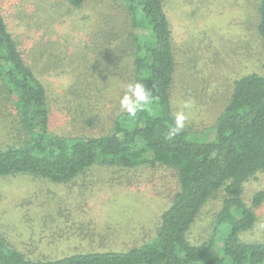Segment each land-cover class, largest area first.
Instances as JSON below:
<instances>
[{
    "label": "rangeland",
    "instance_id": "obj_1",
    "mask_svg": "<svg viewBox=\"0 0 264 264\" xmlns=\"http://www.w3.org/2000/svg\"><path fill=\"white\" fill-rule=\"evenodd\" d=\"M256 3L164 0L177 54L174 108L185 112V126L202 141L215 140L211 125L234 82L264 74ZM84 9L70 10L65 0H0V12L24 59L48 89L52 130L92 138L107 132L112 112H124L119 101L132 55L109 59L105 36L96 34L105 7ZM83 15L92 18L85 21ZM185 103L190 107L184 108ZM92 117L96 125L90 127ZM16 121L9 105L0 108V144L19 137ZM262 190L264 171L244 185L242 198L253 207V197ZM179 191L176 171L161 166L127 171L96 166L65 184L30 175L0 178V236L33 259L128 251L155 237L162 213ZM225 197L222 189L203 208L189 234L193 244L211 237ZM255 212L257 224L243 239L264 243V203Z\"/></svg>",
    "mask_w": 264,
    "mask_h": 264
},
{
    "label": "trees",
    "instance_id": "obj_2",
    "mask_svg": "<svg viewBox=\"0 0 264 264\" xmlns=\"http://www.w3.org/2000/svg\"><path fill=\"white\" fill-rule=\"evenodd\" d=\"M65 2L70 10L105 7L99 17L104 24L96 34L105 36L109 59L132 55L126 83H143L155 100L135 118L125 111L112 112L104 135L56 133L48 89L24 59L0 12V108L10 106L19 133L14 141L7 138L0 144V178L30 175L65 184L96 166L124 171L161 166L176 171L180 191L162 213L155 237L139 247L43 260L24 255L0 236V264H264V243L243 239L257 224L255 209L264 203V190L253 197V207L242 198L244 185L264 171V74H248L234 82L211 125L216 132L213 142L195 138L187 126L166 140L176 112L177 54L164 0ZM256 11V32L264 46V0H257ZM91 18L82 16L85 21ZM96 119H87V125L95 126ZM222 189L226 197L211 237L193 244L191 230ZM218 245L220 253H215Z\"/></svg>",
    "mask_w": 264,
    "mask_h": 264
},
{
    "label": "clouds",
    "instance_id": "obj_3",
    "mask_svg": "<svg viewBox=\"0 0 264 264\" xmlns=\"http://www.w3.org/2000/svg\"><path fill=\"white\" fill-rule=\"evenodd\" d=\"M155 100V97L148 91L143 83L136 82L126 85L124 95L120 98L119 104L121 110L125 111L129 117L135 118L139 112L149 110ZM190 105L185 103L184 108ZM188 119L183 110L173 114V124L170 127L165 139L171 140L178 135L185 127Z\"/></svg>",
    "mask_w": 264,
    "mask_h": 264
}]
</instances>
